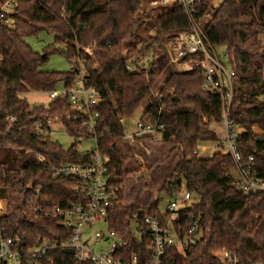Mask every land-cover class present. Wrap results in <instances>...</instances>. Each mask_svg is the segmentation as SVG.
<instances>
[{"label":"trees","instance_id":"1","mask_svg":"<svg viewBox=\"0 0 264 264\" xmlns=\"http://www.w3.org/2000/svg\"><path fill=\"white\" fill-rule=\"evenodd\" d=\"M5 1L0 0V6ZM144 1L17 0L12 28L6 24L7 14L0 10V197L10 200L14 216H22L12 230L23 235L27 243L37 236L64 238L68 233L57 219L36 211L80 200V195L74 193L72 178H55L43 166L85 163L91 154L79 152L76 143L64 149L50 136L35 134L32 128L35 122L58 118L64 130L77 138L87 135L80 121L67 118L74 112L64 98L50 100L44 107L30 106L19 97L27 91L49 93L58 83L70 86L74 82L75 66L64 72L41 69L49 54L58 52L70 63L81 59L88 82L101 94L95 137L115 184H122V177L128 174L126 164L133 160L124 149L122 121L134 115L161 75L167 73L141 119L151 121L159 114L163 125L160 141L171 145L162 161L174 153L178 155L159 191L172 195L183 183L186 191L198 198L178 215L184 226L197 220L201 235L195 245L168 251L171 264H220L215 256L220 250L234 253L240 264H264V192L244 194L236 186L229 174L233 163L227 154L217 150L200 158L197 153L198 146L216 142L209 122L222 119L220 98L202 90L201 69L176 72L167 57L166 40L189 31L190 22L176 3L159 5L154 15H148ZM213 2L201 0L197 17L208 15L203 23L207 39L228 53L233 71L228 120L240 129L236 138L240 153L244 158L251 156L254 174L264 177V142L260 139L264 135V43L260 42L264 34V0H222L216 8ZM145 20L153 35L143 38L139 46L128 47L136 41L138 26ZM43 29L54 34V42L39 53L24 38L36 36ZM75 43L84 48L92 44L93 58L77 50ZM136 56H148L146 68L127 72L126 61ZM37 153L44 164L36 160ZM36 187L39 192L35 193ZM142 192L139 189L130 203L108 215V227L127 240V256L144 249L135 242L130 223L158 210L155 201L138 205ZM123 194L122 188L121 199ZM68 252L70 256L72 252ZM65 253L68 256L67 251L58 254Z\"/></svg>","mask_w":264,"mask_h":264},{"label":"built area","instance_id":"2","mask_svg":"<svg viewBox=\"0 0 264 264\" xmlns=\"http://www.w3.org/2000/svg\"><path fill=\"white\" fill-rule=\"evenodd\" d=\"M172 3H176L185 12L191 29L179 32L166 40L164 47L167 57L174 70L180 65L186 66L188 70L194 67L201 69L202 90L220 98L222 119L211 120L209 129L214 132L217 148L232 160L237 173L236 186L244 194L264 192V177L254 174L253 158L251 156L244 158L240 153L236 143L240 129L228 120L233 76V71L228 65V53L222 48L220 56L217 52L218 47L207 39L203 23L208 19V15L197 17L201 0L151 2L152 5L161 6ZM16 6L17 0H7L0 6V10L7 14L6 24L10 28L14 26L12 15ZM260 42L264 43V34L260 36ZM84 51L89 53L88 49ZM147 59L148 56L128 59L125 63L126 71L133 73L145 69ZM71 65L77 68L74 82L70 86H64L62 90H52L48 97L50 100L66 99L70 110L74 112L67 118L71 117L74 122L79 120L81 128L91 136L73 137L74 140L93 139L95 145L90 151L84 152L91 154L88 162L43 166V170L55 178H72L74 193L80 195V200L65 207L54 205L45 211L35 210L37 214H43L46 218L57 219L62 230L68 235L59 239L37 236L32 242L27 243L23 235L12 230L22 220V216L19 214L14 216V207L11 206L10 200L7 197H0V264H71V260L72 264H171L167 258L168 251L173 249L182 251L200 240L197 220L189 226H184L178 215L180 210H177V201L171 199L164 213L158 209L130 223L135 242L144 249L126 255L124 251L127 246L126 238L108 227V215L117 207L124 205V202L119 197L123 185L112 181L106 167L107 157L97 148L95 127L101 94L88 82L81 59L77 58ZM262 76L264 78V66ZM262 98L264 100V96ZM8 120L12 122L14 118L9 117ZM54 123L64 128L58 118L46 119L44 123L35 122L32 128L37 135L50 136ZM135 128L133 134L125 133L123 138L134 140L135 136L142 135L157 141L163 133L159 114L151 121L139 119L135 123ZM35 158L44 164L45 160L39 153ZM34 192H39V188L36 187ZM179 192L180 189H174L172 195ZM191 196V193L185 191L182 202L190 200ZM95 225H104L106 230L92 231ZM60 251H67L68 256L66 253L58 254ZM68 251L72 252L70 256ZM215 256L220 264H240L238 257L228 250H220Z\"/></svg>","mask_w":264,"mask_h":264},{"label":"rangeland","instance_id":"3","mask_svg":"<svg viewBox=\"0 0 264 264\" xmlns=\"http://www.w3.org/2000/svg\"><path fill=\"white\" fill-rule=\"evenodd\" d=\"M152 1L153 0H146L143 2L145 14L154 15L156 11L154 8L159 6L152 5ZM221 1L222 0H215L213 2L214 8H216L221 3ZM152 35L153 30L151 28V25L148 20H145L141 22L138 26V29L136 31V41L131 45L127 46L133 47L135 44L139 46V42H141L143 38ZM24 40L34 51L41 53L47 45H50L54 42V34L43 29L36 36L26 37L24 38ZM62 45L63 44H61L60 46H65ZM73 45H75L77 50H82L83 53L85 52V49H88L89 53L85 54H88L90 57L93 58V53L91 50L92 44H90V46H88L87 48L81 47L77 43ZM217 52L221 56L222 48L218 47ZM76 60H73L71 62H76ZM70 67L71 63L69 62V60H67L66 56L62 53L56 52L49 54L45 65H43L41 69L44 71L64 72L69 70ZM172 67L174 69L173 65ZM178 69L180 70L183 68L178 67ZM166 76V72L161 75L157 82L158 84H156L155 87L151 90V95L145 97V99L141 102L134 115L131 118L122 121V124L124 126V132L128 134H133L136 131V121L141 119L143 112L146 110L147 106L152 101V97L155 96L158 86H160L164 82ZM63 88V83H58L55 89L62 90ZM19 97L25 99L30 106L42 105L45 107L50 102L48 92L44 91H27L19 94ZM52 129L53 133L50 135L51 139L53 141L58 142L64 149L69 148L73 143L77 144V150L79 152H87L94 148L95 143L93 139H84L76 141L73 137L66 133L64 128H62L58 123H54L52 125ZM253 131L259 133V130L256 128H254ZM160 138L161 136L158 137L157 141L149 140L147 139V137H144L142 135L135 136L134 140H131L126 137L123 138L125 152L128 154L129 157L133 158V160L127 162L125 167V169H128V174L122 177V185L124 190V205L130 203L134 199L139 189H142L143 192L140 196L138 205L140 207L147 206L149 202L155 201L158 206V209L162 213H164L166 205L171 199H176L178 211L185 208H189L191 204L198 200L197 197L191 196L190 200L184 203L182 202L183 194L186 191L183 183L180 192L177 195L170 196L163 191H159L163 180L171 173L178 160V155L174 153L172 155H169V157L162 161L167 156L171 145L161 142ZM260 139L264 142V135ZM219 149L220 148L216 147V143L209 142L205 143V145L198 146L197 153L200 158H207ZM152 163L153 165H151ZM229 174L236 182L237 173L234 167H231L229 169ZM94 229L105 231L106 227L104 225H95L92 227L91 230L93 231Z\"/></svg>","mask_w":264,"mask_h":264},{"label":"crops","instance_id":"4","mask_svg":"<svg viewBox=\"0 0 264 264\" xmlns=\"http://www.w3.org/2000/svg\"><path fill=\"white\" fill-rule=\"evenodd\" d=\"M180 68H183V69H178L177 68V70H174V71H176V72H184V71H188V68L186 67V66H184V65H180L179 66ZM216 143V142H215ZM216 147H217V143H216ZM212 155V154H211ZM237 180V179H236Z\"/></svg>","mask_w":264,"mask_h":264},{"label":"water","instance_id":"5","mask_svg":"<svg viewBox=\"0 0 264 264\" xmlns=\"http://www.w3.org/2000/svg\"><path fill=\"white\" fill-rule=\"evenodd\" d=\"M243 132V131H242Z\"/></svg>","mask_w":264,"mask_h":264}]
</instances>
